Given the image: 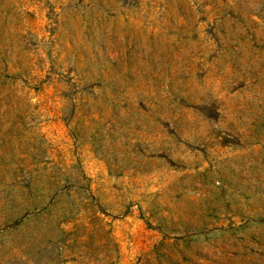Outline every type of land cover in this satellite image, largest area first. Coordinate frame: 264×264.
I'll return each instance as SVG.
<instances>
[{
    "label": "rangeland",
    "instance_id": "374dc122",
    "mask_svg": "<svg viewBox=\"0 0 264 264\" xmlns=\"http://www.w3.org/2000/svg\"><path fill=\"white\" fill-rule=\"evenodd\" d=\"M0 264H264V0H0Z\"/></svg>",
    "mask_w": 264,
    "mask_h": 264
}]
</instances>
